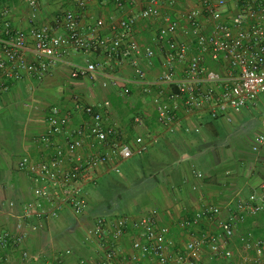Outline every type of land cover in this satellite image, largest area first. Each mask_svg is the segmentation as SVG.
<instances>
[{
    "label": "built area",
    "instance_id": "1",
    "mask_svg": "<svg viewBox=\"0 0 264 264\" xmlns=\"http://www.w3.org/2000/svg\"><path fill=\"white\" fill-rule=\"evenodd\" d=\"M19 1L30 11L28 30L14 27L10 7L0 9V94L27 79L44 82L58 65L67 62L71 51L88 56L84 64L71 65V79L92 81L102 75L103 88L122 84L125 98L132 94L128 82L106 73V69L114 70L112 64L137 67L139 58L150 69L159 64L154 79L138 70V82L151 96L159 134L138 133L148 128V113L143 110L133 115L132 133L112 123L109 99L102 104L103 110L90 105L78 109L79 121L75 120L76 111L58 104L47 109L44 130L33 141L40 154L26 153L18 164L30 184L32 198L19 207L14 229H0V258L15 253L20 264H27L33 259L26 247L31 232H38L42 223L58 219L65 211L77 217L84 215L90 206L87 187L96 185L105 174L120 173L122 163L146 155L163 135L176 133L186 115L205 112L212 120L232 123L235 115L256 106L264 95V0H237V12L229 23L220 20L227 0H167L173 6L199 4L177 15H162L161 0H147L139 13L119 20L111 18L108 27L113 36L94 38L84 36L80 29L79 11L91 0H72L74 9L42 25L36 22L41 0ZM112 1L123 9L143 0ZM203 17L211 23L210 30L205 29ZM151 19L161 23L153 43L142 47L134 38L136 25ZM106 25L99 20L93 32ZM180 33L184 38L179 39ZM95 53L102 54L104 60L90 59ZM251 149L255 154L263 151L264 132ZM196 176L202 179L204 175L197 172ZM9 206L17 208L14 202ZM263 215L264 183L230 207L225 216L220 207L209 205L185 218L182 228L199 234L178 251L157 208L100 216L86 230V239L96 244L97 253L78 257L74 249L65 248L57 261L76 257L77 264H201L209 251L213 260L227 264H264V236L245 227L250 219ZM204 224L220 231L201 232ZM127 236H132L130 254L121 248ZM235 240L238 246H234Z\"/></svg>",
    "mask_w": 264,
    "mask_h": 264
},
{
    "label": "crops",
    "instance_id": "2",
    "mask_svg": "<svg viewBox=\"0 0 264 264\" xmlns=\"http://www.w3.org/2000/svg\"><path fill=\"white\" fill-rule=\"evenodd\" d=\"M146 3L147 0H143L136 5H126L123 9H119L112 0H91L85 10H78L81 16L80 29L86 37H111L113 33L108 25L112 17L115 20H119L137 14ZM238 4L239 2L237 0H227L226 7L222 9L220 20L229 23L232 16L237 12ZM5 6L10 7L12 10L14 27L21 30H28L30 27V11L26 4L19 0L0 1V8ZM192 6H199V4L195 2H182L173 6L167 0H161L160 11L162 15H177ZM72 9H74L72 0H41L39 17L36 21L37 25L53 23L58 16H62L67 10ZM99 20L105 21L107 25L95 33L93 29ZM201 21L205 29L210 30L211 23L205 17ZM160 23L161 21L159 19L140 20L136 25L134 38L142 47L151 45ZM184 24L182 23L183 27ZM59 33H63V30H59ZM181 38H184L182 33L179 34V39ZM87 58L88 56L86 55L76 54L71 51L67 62L58 65L54 69L52 76L44 82L27 79L12 85L9 92L22 90L26 86L39 89V91H35L32 94L30 104L24 103L23 106L21 104V107L15 106L9 110L11 119L9 120L8 126H5L6 121L5 123L2 121V116H4L5 111L0 102V229H14L15 223L20 217L19 207L25 201H29L32 198L30 184L19 171L18 164L20 158L26 153L33 156L40 154L39 148H37L33 141L35 136L44 130L46 112L52 105L58 104L66 110L76 111L75 120L79 121L81 113L77 112L78 109L81 110L85 106L90 105L96 109L103 110L102 104L106 99H109L112 102V110L109 115L110 121L120 125L125 132H133V115L136 111L143 110L148 113L147 124H156L153 132L161 133L156 123L155 113L150 105L151 96L145 93L144 87L138 82L139 69L146 71L149 77L154 79L158 75L159 64L157 63L155 68L150 69L147 67L144 59L139 58L137 67L131 64L120 66L112 64L115 67L114 70L107 68L106 73H113L128 82L132 94L130 97L125 98L121 94L122 84L119 87L103 88L102 84L105 78L102 75L97 76L92 81L89 79L74 80L70 78L71 65L84 64ZM89 58L96 61L104 60V56L99 53L92 54ZM34 83L37 84V87H34ZM152 92H155V90ZM4 94H0L1 100L5 96ZM251 108L244 110L239 115H235L233 120L237 121L248 118V112ZM19 116H22L24 120H20ZM210 121L212 119L205 112L186 115L176 133L163 135L158 144L151 148L152 150L157 148L152 157L155 162V168L163 165L165 170L163 171L161 179L158 182L155 180L156 186H145L144 203L146 204L152 201L151 206L154 205L160 211L161 223L170 229L169 238L173 239L177 244V251L179 249L182 250L186 242L195 236V234H199L198 232L195 233L182 228L181 224L185 218L191 217L204 206L209 205L220 207L223 211V216H225L230 207H233L236 202L248 197L253 190L259 189L264 183V180L261 179V183L251 187L247 193H244L249 182L248 178H240V176L232 175L233 167L227 165V158L220 157V152L222 154V151L219 150L218 146H216L218 153L215 150L216 154L213 153L215 161H213V166H209L208 172L203 174L199 169L194 168L195 162L199 160L198 156L208 152V144H212L214 147V142L221 137V125L226 128L227 124H229L222 120H216L212 122L214 125H210ZM9 127H12V131L16 133L15 143L13 145L7 142L5 136L6 128L8 129ZM260 127L263 129L261 132L263 133L264 122ZM151 151L148 152V157ZM159 153L163 154L164 159L159 162V166H156L155 159L157 155L160 158ZM255 155L264 164V149L260 154ZM148 160L149 162L151 161L150 157ZM240 164H246L243 157L240 159ZM197 172H201L204 175L202 179L197 178ZM154 177L149 174V179L145 178L144 182ZM11 202H14L17 208L11 209L9 206ZM147 205L149 206L150 204ZM135 208L137 207L132 208L128 212L131 214L143 212L141 211L142 208ZM112 213L115 214L111 212L108 215H113ZM97 217H100V215H95L94 217L90 209L81 217L73 215L70 211H65L58 219L49 223H42V227L39 228L38 232H31L29 234L26 247L32 254L33 259L27 264H77L76 257L65 259L62 263L57 261L58 259H62L60 255L61 250L69 248L66 246L67 244L58 241L57 238L52 239V250L50 249L48 252L44 250L36 252L35 247H33V244L39 239V233L50 230L51 224L65 222L66 225H69L72 218L78 222L75 225V231L79 235L78 241H80L81 245L80 249H75L77 252L76 255L79 257V255L96 254V244L92 241H87L86 230ZM83 220H86L84 222H86L87 226L81 224ZM245 227L252 229L258 236H264V215L256 220L250 219ZM200 230L201 232L208 230L220 231L218 228L209 224H204ZM234 246H238L237 240L234 241ZM83 247L86 248V251H83ZM121 248L126 254L132 252V236H127L123 240ZM1 262L5 264H20V258L18 254H9L7 257H1ZM219 263L227 264L224 260H213L209 251L205 252L201 262V264ZM146 264L156 263L151 261Z\"/></svg>",
    "mask_w": 264,
    "mask_h": 264
},
{
    "label": "rangeland",
    "instance_id": "3",
    "mask_svg": "<svg viewBox=\"0 0 264 264\" xmlns=\"http://www.w3.org/2000/svg\"><path fill=\"white\" fill-rule=\"evenodd\" d=\"M2 1V0H0ZM1 9V8H0ZM34 87H37V84H33ZM35 91L39 89L29 88L28 86L24 87L22 90H16L12 92L5 93L3 99L0 101L4 108V116L2 118L4 121L9 123L11 116L9 115V110L13 107H21L24 103L30 104L31 96ZM248 118L243 120H237L232 123L227 124L226 128L220 127L221 137L214 142V147L212 144H208L209 150L206 154L198 156V159L195 162V167L199 169L203 174L209 171V166H213V161H215L214 154L218 153L216 146H218L220 152V157L227 158L228 164L233 167L232 175L240 176V178H248V185L244 190V193H247L251 187L261 183V179L264 180V164L263 162L252 152V144L255 141L257 135L263 131L260 125H263L264 122V95H261L256 101V106L252 107L248 112ZM20 120H24L22 116H19ZM247 119V120H245ZM7 124H5L6 126ZM13 135V134H12ZM16 136V134H15ZM14 137V135H13ZM221 148V149H220ZM150 149V159L146 160L145 158L134 157L127 162H124L120 165V173H109L100 177L94 186L87 187V193L89 194V209L91 212L101 210L104 207L106 200L113 201L116 200L120 195L124 197V208L115 207L114 213L121 214L122 212L127 213L132 208H142L141 211L155 208L154 205L151 206V202L144 203V191L145 186H156V179L153 178L149 181H145V178L149 179V174L153 170V176L161 179L163 171L165 168H155L154 161L152 159L153 153L156 150ZM204 149V148H203ZM216 153H215V151ZM158 155L155 159L156 166L160 165L159 162L163 160V154ZM245 159L246 164L241 165L240 159ZM206 163V164H205ZM208 164V165H207ZM152 165V166H151ZM167 167V165H165ZM226 166V165H224ZM134 190V191H133ZM132 191L134 193H132ZM136 193V194H135ZM135 194V196L133 195ZM133 195V196H132ZM103 204H99V203ZM99 204V205H98ZM147 204H150L149 206ZM113 207V208H114ZM135 208V209H137ZM105 210V209H103ZM101 210L102 213L104 211ZM135 213V212H133ZM113 214V213H112ZM86 220L81 221L83 226L86 225ZM77 220L72 218L69 225L66 223H53L51 224V229L46 232L39 233V239L36 243L33 244L35 251L39 252L44 250L48 252L52 250V239L57 238L58 241L67 244L66 246L72 249H80V241H78V233L75 231ZM91 223V222H90ZM87 226V225H86ZM82 249V248H81ZM83 251H86V248L83 247ZM220 264V263H219Z\"/></svg>",
    "mask_w": 264,
    "mask_h": 264
},
{
    "label": "trees",
    "instance_id": "4",
    "mask_svg": "<svg viewBox=\"0 0 264 264\" xmlns=\"http://www.w3.org/2000/svg\"><path fill=\"white\" fill-rule=\"evenodd\" d=\"M93 61H96V60H93ZM212 68H215V67H212ZM0 100H1V96H0ZM2 121H3V123H5L4 119H2ZM213 121H216V120L210 121L211 122L210 125H214L212 123ZM6 124H7V126L9 125L7 122H6ZM147 127H148L147 129H139V134H145L147 131L153 132V130L156 128V124H154V123L147 124ZM12 129H13L12 127L11 128L9 127L8 129L6 128V133H5V136L7 138V142H9L10 145H13L15 143V138H16V136H15L16 133H15V131H12ZM12 134L14 135V137H13ZM147 155H148V153L146 155H144L142 158H145L146 160H148L149 157ZM160 166H161V168H163V165H160ZM152 172H153V170L151 171L150 174L153 176ZM154 178L157 180V182L159 181V178L158 177L155 176ZM133 191H132V193H134ZM135 194H133V195L135 196ZM124 199L125 198L120 195L119 197H117L116 200H113V201L106 200L105 202H103V203H105L104 207L101 208V210L105 209V210H103L104 213L100 214L102 212L101 210H99V211L95 210V211L92 212L93 216L95 217V215H97V216H99V215L100 216L108 215L109 213H111L112 211H114L115 207L124 208L125 207L124 204L127 203V202H124L123 201ZM103 203L101 202L99 204L101 205ZM114 205H117V206L114 207ZM132 212H134V211H132ZM126 214H131V213H129V212H127V213L122 212L121 214H118V215H126Z\"/></svg>",
    "mask_w": 264,
    "mask_h": 264
}]
</instances>
